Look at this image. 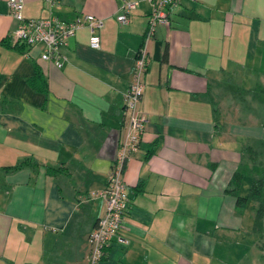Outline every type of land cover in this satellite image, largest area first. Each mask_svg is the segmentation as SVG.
<instances>
[{
  "label": "crops",
  "instance_id": "1",
  "mask_svg": "<svg viewBox=\"0 0 264 264\" xmlns=\"http://www.w3.org/2000/svg\"><path fill=\"white\" fill-rule=\"evenodd\" d=\"M122 1L22 0L24 17L103 18L99 47L81 26L55 65L41 44L12 41L16 20L0 0V264H88L142 42L146 121L121 174L128 242L111 241L93 264H255L252 205L226 187L243 142H264V0H176L146 40L150 2L134 0L119 22ZM239 89L257 95L241 118L224 103Z\"/></svg>",
  "mask_w": 264,
  "mask_h": 264
},
{
  "label": "built area",
  "instance_id": "2",
  "mask_svg": "<svg viewBox=\"0 0 264 264\" xmlns=\"http://www.w3.org/2000/svg\"><path fill=\"white\" fill-rule=\"evenodd\" d=\"M151 5L147 16L144 40L150 37L157 24L168 25L167 8L176 0H148ZM136 1L123 0L115 18L119 22L127 20V12L134 8ZM9 14L16 20V26L10 33L12 41L21 42L27 46L41 44L40 58L49 59L55 65H60L58 48L75 30L85 26L89 30L87 43L89 46L99 47L97 30L103 25V18L92 13L76 14L70 19H63L52 15L48 17H24L21 14L22 0H7ZM146 63L144 43L138 47L133 59L132 79L123 94V127L122 136L118 139L116 151L112 158L110 171L103 188L98 194L103 196L104 209L87 234L88 253L87 262L93 264L104 253V249L111 242L125 245L128 239L121 234L125 228V214L129 196L125 182L122 179L125 160L131 152L136 150L143 132L145 115L137 109V101L142 93V74Z\"/></svg>",
  "mask_w": 264,
  "mask_h": 264
},
{
  "label": "trees",
  "instance_id": "3",
  "mask_svg": "<svg viewBox=\"0 0 264 264\" xmlns=\"http://www.w3.org/2000/svg\"><path fill=\"white\" fill-rule=\"evenodd\" d=\"M163 58H165V52L163 53ZM245 150L248 152L251 163L246 164V162H244L243 164H241L240 167L236 168L232 172L227 182L226 191L232 193L235 196L236 203H242L247 200H251L253 202L252 230L258 238L260 237V234L264 229V197L262 196V191L264 190V171L262 167L257 166L253 161V156L255 152L257 153L258 151H256L249 145L245 147ZM244 153L245 151L243 152V155ZM21 164H31V161L29 159H23L12 165L4 166V168H8V169L16 168ZM255 172H257L259 176H252L251 173H255ZM245 174L251 176H250L247 192L244 196H241L238 194V188L241 182V178Z\"/></svg>",
  "mask_w": 264,
  "mask_h": 264
},
{
  "label": "rangeland",
  "instance_id": "4",
  "mask_svg": "<svg viewBox=\"0 0 264 264\" xmlns=\"http://www.w3.org/2000/svg\"><path fill=\"white\" fill-rule=\"evenodd\" d=\"M252 88L253 89H251V91L253 90V92H254L256 90V88L255 87H252ZM239 90L241 92L238 93V96L237 95H236V97L232 96L231 99H233V101H231L230 98H225L226 100L224 103L226 106L231 104V106H235L237 108H240V106H242L241 113L243 115H238L239 118H241L240 116L245 115L244 112L246 111V108H245L246 106L251 107L253 109L252 103H253V101L255 102L257 95L254 94L255 95V97H254V95H252V93H244L243 90H241V89H239ZM257 93H259V92H257ZM242 98H245V100H242ZM251 116H252L251 119H256L255 115H251ZM251 121H253V120H251ZM245 145L246 146L250 145L253 149L258 151L257 153L255 152V154L253 156V161L257 166L262 167L263 171H264V142L260 143V141H258L257 139H255V140L250 139V141L247 140V141L243 142V147H246ZM244 151H245V153H244L245 158H243L244 159L243 162H246V164H250L251 161L249 159L248 152L245 150V148H244L243 152ZM251 174H252V176H259V174L257 172L251 173ZM250 176L251 175L247 174L243 177V180L241 182L240 189H239V193L241 195L245 194L247 192ZM262 196L264 197V190L262 191ZM248 205L249 206L252 205L250 200L248 201ZM249 210H250V208L246 206L245 211H244V214L246 216L249 214L248 213ZM256 239H257L258 248L256 247L257 251L255 250V252H257V259L255 261V264H264V229H263L262 233L260 234V237L257 238V236H256Z\"/></svg>",
  "mask_w": 264,
  "mask_h": 264
}]
</instances>
